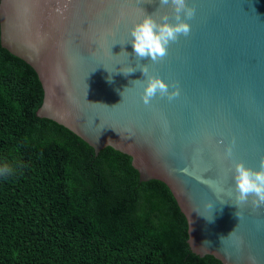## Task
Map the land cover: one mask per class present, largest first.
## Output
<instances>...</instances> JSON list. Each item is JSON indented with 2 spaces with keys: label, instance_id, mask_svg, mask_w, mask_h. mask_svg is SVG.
<instances>
[{
  "label": "water",
  "instance_id": "95a60500",
  "mask_svg": "<svg viewBox=\"0 0 264 264\" xmlns=\"http://www.w3.org/2000/svg\"><path fill=\"white\" fill-rule=\"evenodd\" d=\"M186 2L195 9L190 33L157 62L135 57L130 33L145 15L175 23L171 4L159 0H0L1 47L37 73L39 119L96 156L110 147L130 157L140 182L169 188L193 254L264 264V207L251 196L238 204L234 180L236 164L259 171L264 158V0ZM145 64L180 95L145 105ZM128 66L137 70L125 76Z\"/></svg>",
  "mask_w": 264,
  "mask_h": 264
},
{
  "label": "trees",
  "instance_id": "16d2710c",
  "mask_svg": "<svg viewBox=\"0 0 264 264\" xmlns=\"http://www.w3.org/2000/svg\"><path fill=\"white\" fill-rule=\"evenodd\" d=\"M42 102L35 70L0 42V264H221L191 252L164 183L39 119Z\"/></svg>",
  "mask_w": 264,
  "mask_h": 264
},
{
  "label": "clouds",
  "instance_id": "9594fccd",
  "mask_svg": "<svg viewBox=\"0 0 264 264\" xmlns=\"http://www.w3.org/2000/svg\"><path fill=\"white\" fill-rule=\"evenodd\" d=\"M159 3L161 6L171 4L175 23L168 22L169 16L167 14L160 17L163 23H158L152 18V15H145L142 22L137 23L133 27L130 33L132 37L131 44L135 57L140 60L150 58L152 62H157L163 59L167 55L170 43L176 42L180 35L187 36L190 33V25L186 21L194 17L195 9L189 7L186 0H159ZM57 11L62 12L59 8ZM139 69L146 78V86L143 88L142 95V100L145 105H148L157 94L162 98L166 97L169 101H172L180 95L178 85L172 84L170 86L159 77L149 75L148 66L146 64ZM136 70V68L128 66L126 70L121 69V72L127 76ZM108 79L109 82H111V76H109ZM132 82L140 83L141 86L144 84L142 80ZM170 87L173 90L170 91ZM225 155L226 157L232 156V147L226 148ZM181 171L185 174H191L188 168H184ZM11 172L12 169L7 166L0 169V175H9ZM235 172V199L237 203L241 205L247 204L251 196V203L254 208L264 207V158L260 160L259 171L246 168L242 163H238L235 165ZM207 207L212 208L213 205L209 203ZM235 215L240 221L241 213L237 211ZM232 233H230L229 236H231ZM224 239L226 238L221 237V241ZM250 259H252L253 264H255L254 258Z\"/></svg>",
  "mask_w": 264,
  "mask_h": 264
}]
</instances>
